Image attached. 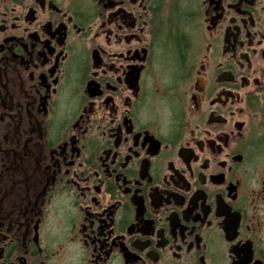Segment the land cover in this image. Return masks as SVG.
I'll return each mask as SVG.
<instances>
[{
  "label": "flooded vegetation",
  "instance_id": "flooded-vegetation-1",
  "mask_svg": "<svg viewBox=\"0 0 264 264\" xmlns=\"http://www.w3.org/2000/svg\"><path fill=\"white\" fill-rule=\"evenodd\" d=\"M0 264H264V0H0Z\"/></svg>",
  "mask_w": 264,
  "mask_h": 264
}]
</instances>
